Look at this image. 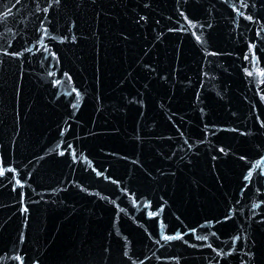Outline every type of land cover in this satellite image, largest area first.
<instances>
[{"label": "water", "instance_id": "95a60500", "mask_svg": "<svg viewBox=\"0 0 264 264\" xmlns=\"http://www.w3.org/2000/svg\"><path fill=\"white\" fill-rule=\"evenodd\" d=\"M0 172V264H264V0H0Z\"/></svg>", "mask_w": 264, "mask_h": 264}, {"label": "snow or ice", "instance_id": "6c2138e0", "mask_svg": "<svg viewBox=\"0 0 264 264\" xmlns=\"http://www.w3.org/2000/svg\"><path fill=\"white\" fill-rule=\"evenodd\" d=\"M0 174H2V172H0ZM26 210V209H25ZM174 237L171 236H165L164 239L169 240V239H173ZM237 239H239V237H237Z\"/></svg>", "mask_w": 264, "mask_h": 264}]
</instances>
